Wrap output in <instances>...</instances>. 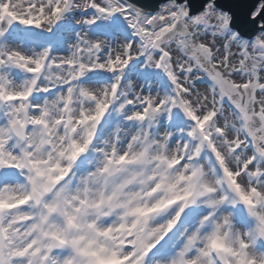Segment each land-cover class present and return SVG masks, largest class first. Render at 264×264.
<instances>
[{
	"label": "snow or ice",
	"instance_id": "6c2138e0",
	"mask_svg": "<svg viewBox=\"0 0 264 264\" xmlns=\"http://www.w3.org/2000/svg\"><path fill=\"white\" fill-rule=\"evenodd\" d=\"M0 264H264V0H0Z\"/></svg>",
	"mask_w": 264,
	"mask_h": 264
}]
</instances>
